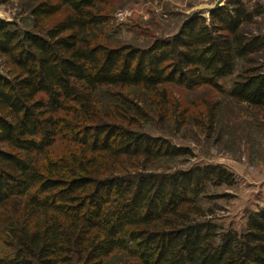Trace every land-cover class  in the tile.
Returning <instances> with one entry per match:
<instances>
[{"label": "trees", "instance_id": "1", "mask_svg": "<svg viewBox=\"0 0 264 264\" xmlns=\"http://www.w3.org/2000/svg\"><path fill=\"white\" fill-rule=\"evenodd\" d=\"M118 1L40 0L23 27L0 18V264H264V206L226 225L215 202L228 195L211 190L236 176L165 169L194 153L151 127L187 123L172 89L208 88L264 130V35L246 30L261 6L226 0L171 35L112 45Z\"/></svg>", "mask_w": 264, "mask_h": 264}, {"label": "rangeland", "instance_id": "2", "mask_svg": "<svg viewBox=\"0 0 264 264\" xmlns=\"http://www.w3.org/2000/svg\"><path fill=\"white\" fill-rule=\"evenodd\" d=\"M40 0H0V18L18 23H28L29 9ZM249 7L261 6L263 14L256 18L248 31L264 35V0H242ZM226 0H119L105 31L112 45L149 43L154 36L175 33L182 23L194 14L209 18V12ZM116 3V2H115ZM114 3V4H115ZM24 20V22H23ZM0 64V69H1ZM232 79L224 82L228 89ZM172 104L179 111L187 110V123L179 127L173 117L163 125L156 119L151 126L173 144L190 148L194 156L165 163V169H187L196 164H220L237 179L233 187L212 189L211 193L226 194L215 203L218 215L226 225L241 230L245 215L264 206V130L244 106L208 88L187 91L172 89ZM214 108L216 116L210 132L207 113ZM206 205H210L207 202Z\"/></svg>", "mask_w": 264, "mask_h": 264}, {"label": "water", "instance_id": "3", "mask_svg": "<svg viewBox=\"0 0 264 264\" xmlns=\"http://www.w3.org/2000/svg\"><path fill=\"white\" fill-rule=\"evenodd\" d=\"M221 6H222V5L220 4V5H218L217 7L213 8V9L209 12V15H210L213 11L218 10Z\"/></svg>", "mask_w": 264, "mask_h": 264}]
</instances>
